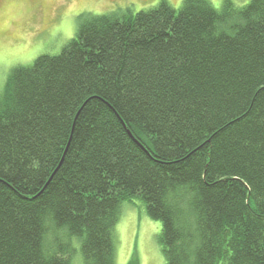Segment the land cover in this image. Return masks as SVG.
I'll list each match as a JSON object with an SVG mask.
<instances>
[{"label":"trees","instance_id":"16d2710c","mask_svg":"<svg viewBox=\"0 0 264 264\" xmlns=\"http://www.w3.org/2000/svg\"><path fill=\"white\" fill-rule=\"evenodd\" d=\"M78 20L0 93V264H117L133 199L165 264H264V0Z\"/></svg>","mask_w":264,"mask_h":264},{"label":"rangeland","instance_id":"374dc122","mask_svg":"<svg viewBox=\"0 0 264 264\" xmlns=\"http://www.w3.org/2000/svg\"><path fill=\"white\" fill-rule=\"evenodd\" d=\"M161 1L2 0L0 27L8 31L4 35L0 34V78L5 83L15 67L31 65L43 54H59L77 34L80 23L78 16L82 13L101 15L130 6L134 12H139L157 6ZM166 1L178 10L184 0L179 5L174 0ZM161 230V222L147 214L140 199L125 202L115 228L116 263L129 264L134 258L137 264H165L159 243ZM74 264H84L80 253L74 257Z\"/></svg>","mask_w":264,"mask_h":264},{"label":"snow or ice","instance_id":"6c2138e0","mask_svg":"<svg viewBox=\"0 0 264 264\" xmlns=\"http://www.w3.org/2000/svg\"><path fill=\"white\" fill-rule=\"evenodd\" d=\"M39 2V0H37ZM174 2L179 5L181 3V0H174ZM222 0H212V3L219 8ZM234 2L237 4L239 7H248L250 5L254 4V0H234ZM196 0H190L191 6L195 7ZM5 89V83L2 78H0V93H2Z\"/></svg>","mask_w":264,"mask_h":264},{"label":"flooded vegetation","instance_id":"af4514ba","mask_svg":"<svg viewBox=\"0 0 264 264\" xmlns=\"http://www.w3.org/2000/svg\"><path fill=\"white\" fill-rule=\"evenodd\" d=\"M2 0H0V6H1ZM41 6V5H40ZM58 17V16H55ZM8 30L5 28V30H2V27H0V34L4 35Z\"/></svg>","mask_w":264,"mask_h":264}]
</instances>
